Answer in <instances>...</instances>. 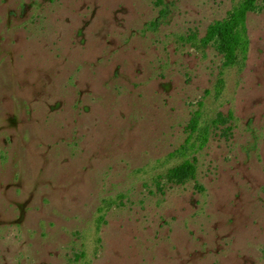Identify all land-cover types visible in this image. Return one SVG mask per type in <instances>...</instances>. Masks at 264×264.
I'll use <instances>...</instances> for the list:
<instances>
[{
    "label": "rangeland",
    "instance_id": "1",
    "mask_svg": "<svg viewBox=\"0 0 264 264\" xmlns=\"http://www.w3.org/2000/svg\"><path fill=\"white\" fill-rule=\"evenodd\" d=\"M243 1L0 0V264H264V0L202 42Z\"/></svg>",
    "mask_w": 264,
    "mask_h": 264
},
{
    "label": "trees",
    "instance_id": "2",
    "mask_svg": "<svg viewBox=\"0 0 264 264\" xmlns=\"http://www.w3.org/2000/svg\"><path fill=\"white\" fill-rule=\"evenodd\" d=\"M257 2L258 0H244L232 11L228 19L209 25L202 39L203 44H207L214 39L219 40L220 48L224 55L225 67L238 64L240 56L246 57L250 45V39L247 33V17L249 12L254 10ZM219 83H222V79L219 80ZM220 88L218 87L219 90ZM200 117L201 113L198 111L192 121L190 136L186 141V145L181 147L180 153L183 155L191 148H203L209 140L210 127H201ZM193 138L194 141L192 140ZM173 171L181 178L187 175H193L195 173L194 162L190 158H186Z\"/></svg>",
    "mask_w": 264,
    "mask_h": 264
}]
</instances>
